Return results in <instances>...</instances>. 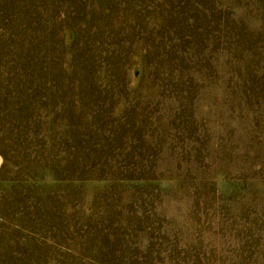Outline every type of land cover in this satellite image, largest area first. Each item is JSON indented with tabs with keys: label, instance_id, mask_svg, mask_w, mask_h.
<instances>
[{
	"label": "rangeland",
	"instance_id": "374dc122",
	"mask_svg": "<svg viewBox=\"0 0 264 264\" xmlns=\"http://www.w3.org/2000/svg\"><path fill=\"white\" fill-rule=\"evenodd\" d=\"M0 264H264V0H0Z\"/></svg>",
	"mask_w": 264,
	"mask_h": 264
}]
</instances>
